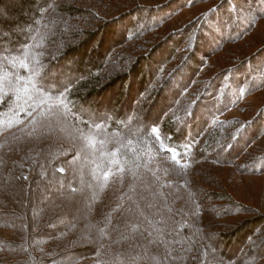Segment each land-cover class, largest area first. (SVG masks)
Masks as SVG:
<instances>
[{
	"label": "rangeland",
	"instance_id": "rangeland-1",
	"mask_svg": "<svg viewBox=\"0 0 264 264\" xmlns=\"http://www.w3.org/2000/svg\"><path fill=\"white\" fill-rule=\"evenodd\" d=\"M19 1L24 0H9L0 6V47L13 48L8 53L22 54L23 47L15 37L28 33V58L36 53L43 68V78L37 84L54 90L63 81L72 88V95L78 92L77 83L100 68V82L73 99L77 112L86 118L106 123L121 120L125 125L134 123L140 127L159 123L161 129L162 125L167 129L169 138L183 143L174 150L183 155L188 153L190 147L185 144L191 140H207L220 126L233 128L229 130L231 136L226 139L225 135L214 153L201 156L188 176L179 178L189 189L184 191L185 212L191 218L199 216L195 221L197 229H193L198 241L191 251L212 255L216 264H264V152L256 161L251 158L252 153L259 154L264 149V0H53L52 7L63 20L48 19L43 14L34 28L27 17L15 14H23L25 9ZM34 1L41 5L44 0ZM11 6L15 8L12 22H3L2 9ZM58 29L61 32L55 35ZM32 34L36 36L30 37ZM36 40L38 46H34ZM73 86L77 87L75 91ZM174 122L180 123L181 130L171 131L176 126ZM50 123L54 126L46 125L42 133L48 138L43 154L50 155L54 149L67 152L76 140L73 127L55 120L47 122ZM205 130L209 135L207 131L203 134ZM39 137L40 132L36 138ZM38 148V144L29 145L27 155L38 152ZM234 160V168L227 165ZM30 162L31 159L23 165ZM55 166L57 172L66 173L69 190L49 200L37 197L33 201V195H26L24 188L12 180L6 188L12 189L17 199L8 200L9 210L4 212L20 220L29 217L30 221L38 213L43 215L40 225L28 224L27 237L32 247L42 249V258L59 251V259L73 261L79 255L76 249L101 237L105 222L93 226L92 209L87 207L91 202L87 195L90 177H85L84 184L79 177L81 173L87 175V170H82L86 169L85 162L75 167L67 160H59L54 161ZM40 168L47 170L44 163ZM193 179L199 180L198 186L192 184ZM71 188L78 190L73 194ZM205 190L215 195L209 198ZM228 194L230 202L222 197ZM143 195L141 211L157 217L155 209L149 207L154 198L146 192ZM231 202L238 212L235 215L228 214ZM72 205L74 209L68 211ZM126 217L132 226L142 220V216L138 221L136 216ZM50 218L53 226L65 220L74 222L76 235L73 237V226L50 234L45 230L52 226L47 225ZM234 218L235 224L231 225ZM257 219L262 221L254 227L251 223V235L241 232L245 222ZM117 222L127 233L120 244L123 250H132L124 242L132 239L133 253L139 252L137 260L145 261L147 252L153 253L154 249L143 241L144 232L132 229L123 219ZM218 232H224L228 239L215 236ZM57 234V239H51ZM2 235L19 243L26 237L21 229L13 234L3 230ZM165 251L158 247L153 264H170ZM17 256L6 246L0 252L4 262L13 263Z\"/></svg>",
	"mask_w": 264,
	"mask_h": 264
},
{
	"label": "trees",
	"instance_id": "trees-1",
	"mask_svg": "<svg viewBox=\"0 0 264 264\" xmlns=\"http://www.w3.org/2000/svg\"><path fill=\"white\" fill-rule=\"evenodd\" d=\"M52 1L44 0L41 5H35L34 0L19 1L18 4L25 9L22 11L23 14L20 12V14L18 12L15 14L27 17L33 24V28L37 23L39 24V19L43 14L47 15L48 19L63 20L56 15V8L52 7ZM7 2L9 3V0H0V6L3 7ZM14 9L13 6L7 10L2 9L3 22H12ZM4 11L5 13H3ZM10 11L11 13L8 14ZM35 30L38 31L37 28ZM60 32V29L56 30L55 35ZM28 36L27 33L26 36L15 37V42L23 47L24 53L22 54L8 53L13 51V48L0 47V230H7L13 234L21 229L26 233V237L19 243L15 238H6L0 231V252L6 246L8 251L18 254L13 263L0 260V264H150V262L153 264V261L157 260L158 247L166 249L167 252L165 251L164 255L170 264L178 262L180 264H216L214 258L210 257L212 255L205 256L199 251H191L198 241L194 237L193 229H197L195 221L199 216L191 218L185 212L184 191L189 189L185 186L186 182L179 178L188 176L192 167L196 166V160L201 156L206 153H214V149L218 144L220 145L223 137L226 135V139H228L231 136L229 130L233 131V128L230 126L225 129L220 126L219 130L213 134L209 130H205L203 134L207 131L211 136L209 135L207 140L200 143L191 140L190 144H185L190 148H188V153L183 155L174 152L175 147L183 145V143L176 138H169L167 129L164 130L163 125L161 129L159 123H146L140 127L134 123L125 125L121 120L106 123L94 118H86L77 112L75 107L77 102L75 103L73 99L100 82V68L91 73L87 80L77 83L78 88L73 86V91L77 88V94L73 93L72 95L70 92L72 88H68L63 81H59L61 87L54 90L39 85L37 80L43 78V72L40 73L43 68L36 53L35 55L32 53V57L28 58L31 54L28 49L31 44L26 41ZM32 36L36 35L32 34L30 37ZM38 45L36 40L34 46ZM96 63L99 65V62ZM61 99L64 101L63 105L59 104ZM54 120L73 127L76 140H73V147L68 148L70 150L67 149V152L62 149H54L50 155L48 153L45 155L43 152L48 138H46L47 134L42 136V133L47 129L46 125L54 126L52 123L47 124ZM173 124L176 126H173L171 131L181 130L180 123L174 122ZM153 129H158V132L154 133ZM39 132L42 138H36ZM34 144L39 145L38 152L27 155L28 146ZM263 152L264 149L259 154L252 153V161H256ZM30 159V163L23 165V162ZM59 160H67L75 167L81 161L85 162L86 169L82 168V170H87V175H81V173L79 177L83 184L85 177H90L87 182L89 193L87 195L91 202L87 207L92 209L91 220L94 228L98 227L101 222H105L101 237L93 238L91 244H85L76 249L75 251L79 255L73 261L68 258L59 259L62 256V252L59 251L48 253L42 258L40 257L42 249L32 247V242L27 237L29 234L28 224L30 222L32 225H40L43 222L41 220L43 215L38 213L30 221L29 217L20 220L18 216L9 211L4 212L9 210L6 202L11 198L14 202L17 199V194L10 192L12 189L7 190L6 188L12 180L17 182L20 188H24L26 195L31 193L33 201L37 197L49 200L62 194L63 191L69 190V184L65 180L66 173L57 172V167H54V161ZM211 160L219 166L215 157L211 156ZM40 163L41 165L45 164L46 172L40 168ZM230 163L232 164L227 165L234 168L235 160ZM105 173H110L107 178H105ZM48 174L51 175L49 179ZM194 179L192 184L198 186L199 180ZM189 185L192 187L191 183ZM192 189L194 188H190V190ZM71 190L74 194L78 189L71 188ZM143 192L154 198L149 207L155 209L157 217H152L146 211H141L140 200L144 196ZM204 193L209 198L215 195L207 193L206 190ZM222 197H225L224 201H229L232 198L229 194ZM25 207H29V202L28 205L26 202ZM228 207L231 210L228 214L238 213L235 211L233 202L229 203ZM72 209H74L73 205L68 211ZM217 210L227 215V212ZM126 214H130L131 217L136 216L137 221L142 216V220L134 222V226H132L127 217L125 218ZM50 219V221L48 219L47 225H52V218ZM119 219L125 220L126 224L133 227L132 229L138 228V232L140 230L144 232L143 241L154 249L153 253L147 252L145 261L137 260L139 252L133 253L134 241L132 239L124 241L128 242L130 247L132 246V252L123 250L120 244L127 233L125 235L124 229L120 228V222L116 223ZM261 221V219H257L245 222V226H243L245 228L241 232L247 233L248 236L251 235L254 231L250 227L251 223H254V227ZM230 224H235V218ZM74 225V222L72 224L71 221L65 220V222L63 221L57 226L52 225L45 230L53 234L59 233V229L65 230L73 226L74 237L76 235ZM35 231L38 230L35 229ZM59 236L57 234L51 239H57ZM215 236H220L225 241L229 237L224 232H218ZM49 242L57 243L53 240ZM203 249L205 250L204 247Z\"/></svg>",
	"mask_w": 264,
	"mask_h": 264
},
{
	"label": "snow or ice",
	"instance_id": "snow-or-ice-1",
	"mask_svg": "<svg viewBox=\"0 0 264 264\" xmlns=\"http://www.w3.org/2000/svg\"><path fill=\"white\" fill-rule=\"evenodd\" d=\"M59 104L60 105H63L64 104V101H63V99H61L60 101H59ZM153 132L155 133V132H158V129H153ZM169 151H171V150H169ZM61 171H63L62 169H61ZM110 173H105V178H107V176L109 175Z\"/></svg>",
	"mask_w": 264,
	"mask_h": 264
}]
</instances>
